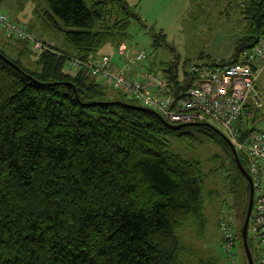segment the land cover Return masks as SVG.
Instances as JSON below:
<instances>
[{"label": "trees", "instance_id": "16d2710c", "mask_svg": "<svg viewBox=\"0 0 264 264\" xmlns=\"http://www.w3.org/2000/svg\"><path fill=\"white\" fill-rule=\"evenodd\" d=\"M42 1L47 28L76 54L45 40L52 52L24 46L34 53L32 71L0 49V264H185L179 233L192 220L205 224L206 175L163 135L193 140L196 131L220 140L234 158L231 148L210 127L169 130L158 115L127 106H141L137 100L84 71H67V57L93 58L113 38L122 45L137 18L125 0ZM241 6L249 29L221 66L242 63L244 51L264 37V0ZM163 67L179 99L192 81L188 69ZM260 117L264 112L244 122L247 131L257 130L250 124ZM234 161L232 185L241 201L243 194L249 199Z\"/></svg>", "mask_w": 264, "mask_h": 264}, {"label": "rangeland", "instance_id": "374dc122", "mask_svg": "<svg viewBox=\"0 0 264 264\" xmlns=\"http://www.w3.org/2000/svg\"><path fill=\"white\" fill-rule=\"evenodd\" d=\"M97 1L88 0L87 4L90 6ZM125 1L137 18L131 19L128 36L122 41V45L127 47L123 55L131 57L130 54L145 50L148 60L140 64L129 63L120 55L117 46L119 40L110 39L95 57H110L111 66L116 72L124 67H132L138 74L152 67L154 72L162 74L163 65L169 63H177L183 70L195 63L219 67L233 56L236 43L249 29V24L243 18V0ZM48 10L42 0H0V12L7 14L12 21L28 28L35 37L49 41L57 49L75 56L74 48L65 42L63 35L50 25L47 28ZM24 46L30 47L28 43L26 45L0 29V49L26 69L38 70L33 60L35 52L30 53ZM185 62L187 66L184 68ZM67 71L77 72L69 66ZM262 114L263 111L257 112L259 116ZM250 126L264 132V118L260 117ZM193 135V140L181 139L176 133L163 135L175 154L200 163L201 171L206 175L202 188L205 224L201 226L198 221L192 220L180 231L182 261L185 264H248L242 229L249 199L247 194H243L241 201L232 185L236 176L234 158L220 140H211L196 131H193ZM225 227L233 234L234 245L230 250L225 249ZM249 243L255 264H259L261 251L252 234V222Z\"/></svg>", "mask_w": 264, "mask_h": 264}, {"label": "built area", "instance_id": "2783aa9c", "mask_svg": "<svg viewBox=\"0 0 264 264\" xmlns=\"http://www.w3.org/2000/svg\"><path fill=\"white\" fill-rule=\"evenodd\" d=\"M0 29L28 43L35 53L53 51L49 44L2 12ZM126 49L125 45L118 48L120 55L131 64L144 63L148 59L145 50L126 57L123 55ZM66 64L137 100L171 125L210 124L230 140L253 179L255 194L250 224L252 222V234L261 251L259 264H264V132L247 131L244 125L264 109V37L244 51L242 63L219 67L191 64L188 73L192 81L179 99L174 98L163 74L141 70L130 77L126 67L116 72L108 56L87 60L67 57ZM226 227L225 249L230 250L234 245L233 234Z\"/></svg>", "mask_w": 264, "mask_h": 264}, {"label": "water", "instance_id": "95a60500", "mask_svg": "<svg viewBox=\"0 0 264 264\" xmlns=\"http://www.w3.org/2000/svg\"><path fill=\"white\" fill-rule=\"evenodd\" d=\"M77 98H78V96H77ZM108 104H120V102H111V103H108ZM127 106H129L131 109H134V110H138V111H142V112H146V113H153V114L158 115L161 118L164 126L166 128H168L169 130L180 131L184 127H188L189 126V125H187V126H185V125L184 126L183 125L174 126V125H171V124L167 123L159 114H157L156 112H154V111H152V110H150L148 108H145V107H142V106H133V105H127ZM200 125H204V126L210 127L213 130H215L218 134H220V136L225 140V142L231 148V150L233 152V155H234V158H235V162H236L238 168L240 169L241 173L244 175V177L246 178V180L249 183V186H250V198H249V205H248V211H247L246 219H245V221L243 223L242 238H243V242H244V247H245V251H246V255H247L248 264H255L254 258H253V255H252V251H251V248L249 246V227H250V221H251V216H252V211H253V206H254V194H255V188H254L253 179L251 178L250 174L245 169V167L242 165L241 159H240V157H239V155L237 153V150L235 149L233 144L230 142V140L219 129H217L216 127H214V126H212L210 124H197V125H194V126H200Z\"/></svg>", "mask_w": 264, "mask_h": 264}, {"label": "crops", "instance_id": "0c3cea01", "mask_svg": "<svg viewBox=\"0 0 264 264\" xmlns=\"http://www.w3.org/2000/svg\"><path fill=\"white\" fill-rule=\"evenodd\" d=\"M45 41H46V40H45ZM47 42L49 43V41H47ZM50 43H51V42H50ZM137 72H138V71H137ZM139 72H140V71H139ZM139 72H138V73H139ZM128 73H129V74H132V73L137 74L136 71H135L134 69H132V67H128ZM263 112H264V109H263Z\"/></svg>", "mask_w": 264, "mask_h": 264}, {"label": "clouds", "instance_id": "9594fccd", "mask_svg": "<svg viewBox=\"0 0 264 264\" xmlns=\"http://www.w3.org/2000/svg\"><path fill=\"white\" fill-rule=\"evenodd\" d=\"M255 262V261H254Z\"/></svg>", "mask_w": 264, "mask_h": 264}]
</instances>
